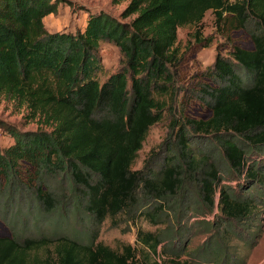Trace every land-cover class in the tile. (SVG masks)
Wrapping results in <instances>:
<instances>
[{"label": "trees", "instance_id": "trees-1", "mask_svg": "<svg viewBox=\"0 0 264 264\" xmlns=\"http://www.w3.org/2000/svg\"><path fill=\"white\" fill-rule=\"evenodd\" d=\"M66 1L0 0V95L24 105L41 123L22 131L0 120L13 138L0 150V196L15 199L26 190L50 212L58 200L49 179L59 178L71 193L82 191L85 210L100 223L130 208L138 192L154 199L176 196L188 180L223 220L247 225L258 210L255 196L236 197L218 186L215 165L191 147L187 126L214 138L238 175L256 184L264 180V162L255 159L256 151L264 152V0H129L120 18L89 11L83 29L48 31L44 18ZM208 10L228 33L250 29L252 48L231 45L227 55L217 52L202 73L210 83L180 85L191 92L185 95L177 85V30L196 27L193 39L207 46L200 25ZM103 41L119 48L123 66L101 80ZM191 100L210 116H191ZM175 106L184 117V123H173L179 161L169 156L159 169H133L150 127ZM260 236L261 228L252 247ZM137 240L139 252L130 244L118 251L68 236H0V264H200L163 256L159 233L139 230ZM40 250L48 254L40 257Z\"/></svg>", "mask_w": 264, "mask_h": 264}, {"label": "rangeland", "instance_id": "rangeland-1", "mask_svg": "<svg viewBox=\"0 0 264 264\" xmlns=\"http://www.w3.org/2000/svg\"><path fill=\"white\" fill-rule=\"evenodd\" d=\"M128 2L129 0H67L58 6L55 13L44 18V24L50 32H74L84 28L89 11L102 10L120 18ZM195 30L194 26H183L177 30V45L182 54L177 77L179 87L181 85L198 89L201 83L209 84L210 81L203 78L202 73L212 66L217 52L227 55L231 45L252 48L250 29L228 33L227 27L216 23L211 10L205 13L200 25L201 38L210 40L207 46H204V41L196 43L192 37ZM227 33L230 40H227ZM99 55L104 69L100 75L101 80L123 66V56L119 48L111 42L100 43ZM181 90L185 95L191 93L186 92L184 88ZM181 90L178 100L182 95ZM198 102L191 100L187 105V112L195 118H208L210 110ZM182 113V107L175 106L173 112L166 111L163 118L150 127L133 169L145 172L159 169L169 156L179 161L180 150L176 137L178 126L173 123L177 119L184 123ZM0 120L22 131L35 130L41 124L38 118L30 116L24 105H19L17 101L3 95H0ZM187 129L192 141L191 147L202 155L206 154L215 165L220 176L218 186H223L236 197L255 196L254 205L258 210L247 221V225L240 221L223 220L217 208L208 207L203 203L196 182L188 180L185 181L184 187L177 191L176 196L154 199L138 192L130 208L98 223L85 210L82 191L71 193L58 178L57 181L49 179L55 189L54 196L58 200L57 207L50 212L41 210L33 194L26 190L19 196L15 194V199L0 196V236L12 235L19 240L42 236H68L82 243L92 240L95 243L102 242L118 251H121L123 245L130 244L139 252L142 245L137 240V232L140 230L160 234L162 242L158 251L165 257H177L200 264H241L250 251L246 264H264V180L256 184L254 181H248L246 175H238L229 166L226 156L214 138L195 133L188 126ZM12 143L11 135L0 127V150ZM261 158L263 164L264 152L256 151L255 159ZM259 189L257 195L252 194ZM259 228L261 236L252 247L251 243ZM47 254L46 250H40L38 253L40 257Z\"/></svg>", "mask_w": 264, "mask_h": 264}]
</instances>
